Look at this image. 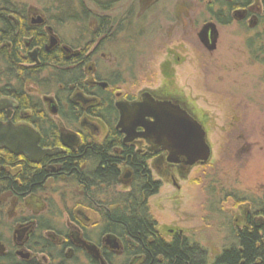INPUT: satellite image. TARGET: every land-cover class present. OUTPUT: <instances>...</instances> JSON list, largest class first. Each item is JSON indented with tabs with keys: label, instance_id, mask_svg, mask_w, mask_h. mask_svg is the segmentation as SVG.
Masks as SVG:
<instances>
[{
	"label": "rangeland",
	"instance_id": "obj_1",
	"mask_svg": "<svg viewBox=\"0 0 264 264\" xmlns=\"http://www.w3.org/2000/svg\"><path fill=\"white\" fill-rule=\"evenodd\" d=\"M8 1L25 10L27 18L38 13L44 15L54 35L70 48L87 44L95 47L99 43L84 64L86 77L93 61V72L102 77V82L109 83L112 93L120 98H137L148 91L156 97L173 99L186 106L202 125L211 149L208 163L183 169L166 161L157 167L154 163L159 162L149 160L152 177L161 182L159 192L149 199V206L163 237L169 239V230L183 231L206 250V264H213L214 257L232 244L230 230L236 225L235 219L239 218V225H244V208L250 204L264 206V52L251 54L253 48L249 50L247 46L248 38L264 31L263 0H252L244 19L233 16L234 8L225 24L212 16L211 10L220 7L215 0H159L155 10L144 8L138 0H119L113 8L104 5L107 0ZM219 1L227 16L224 2L233 0ZM184 3L189 6L187 10L183 6L180 15L186 27L176 14L172 21L174 4ZM79 4L89 9L90 15L81 16ZM128 4H132V10ZM101 16L112 21L106 34L109 38L103 36L92 41L91 24ZM205 25H214L217 32L212 51L199 38ZM258 47H264L263 38L255 41L254 48ZM28 88L34 94L38 92L42 101L44 96L55 99L54 92L42 94L35 85ZM43 103L48 108V103ZM52 118L69 137H76L73 134L78 128L85 130L79 125L67 128L62 118ZM97 124L99 131L105 133L103 123ZM139 146L140 143H135L136 148ZM126 170L123 166L124 175ZM131 181L130 177L123 179L114 194L128 191ZM77 190L61 178L49 180L32 200L41 206L36 203L23 206L24 211L54 228L45 232V236L57 231L68 234L75 225L70 218L79 209L92 219L86 225L89 228L95 224L92 222H99V214L94 209L77 206ZM96 198L102 200L100 204L104 201L108 204L105 200L108 195ZM238 202L242 203L237 205ZM7 217L3 223L5 237L14 226L13 218ZM99 229L95 232H100ZM41 257L39 254L38 259ZM71 260L67 264H91L82 252L75 253ZM116 261L122 264L121 260Z\"/></svg>",
	"mask_w": 264,
	"mask_h": 264
},
{
	"label": "trees",
	"instance_id": "obj_2",
	"mask_svg": "<svg viewBox=\"0 0 264 264\" xmlns=\"http://www.w3.org/2000/svg\"><path fill=\"white\" fill-rule=\"evenodd\" d=\"M224 3L229 13L236 7L248 5L250 1L233 0ZM7 9L8 5L4 9L5 14L8 13ZM68 17L72 18L71 14H68ZM24 25V22L15 26L6 19L0 21V98L11 97L18 102L19 110L28 111L30 117L27 121L42 134L43 145L52 147L59 143L58 125L45 109L40 97L29 91L27 85H35L42 94L54 92V95L62 100L59 85L66 87L77 80L78 84L86 89L83 84L85 73L82 65L67 69L58 50L43 53L40 63L34 64L28 56V51L35 46H42L43 31L40 27L29 28ZM24 38L30 39L29 46L24 44ZM99 109L109 113L91 114L106 125L107 135L101 144L78 128L76 131L82 135L83 144L77 151L67 150L52 158H45L39 164L0 152V186L12 187L14 193L20 196L42 190L45 182L53 176L54 179L63 177V180L71 185L79 186L81 183L87 185L88 180H92L98 191L100 186H109L110 188L106 189H110L112 193L111 205L116 207L110 212H101L105 223L100 232L113 233L121 238L123 253L106 258L107 264L121 263L116 259L121 260L122 264H127L129 259L136 255L141 256V264H206L207 252L197 242L178 233H174L170 239L160 234L157 222L151 214L149 199L159 192L161 182L152 177L148 165L149 157L139 155L132 146L123 145V136L115 128L118 117L113 114L115 109L111 100L107 107L101 106ZM69 112L71 114L60 110L59 116L67 128L72 129L78 125L81 114ZM50 164H57L59 169L51 172L48 168ZM120 164L127 166L131 171L132 181L128 191L114 194L116 186L120 183ZM12 169L16 171L14 175ZM47 229L54 228L39 227L35 240L46 246L50 257L56 258L59 250L49 239L45 241L41 238L43 231ZM231 235L234 239L235 235ZM239 237L242 239L241 245H235V241H232L231 245L214 257L213 264H264V246L256 244L259 241L258 231L249 233L243 230ZM70 262L72 260L61 256L58 264Z\"/></svg>",
	"mask_w": 264,
	"mask_h": 264
},
{
	"label": "flooded vegetation",
	"instance_id": "obj_3",
	"mask_svg": "<svg viewBox=\"0 0 264 264\" xmlns=\"http://www.w3.org/2000/svg\"><path fill=\"white\" fill-rule=\"evenodd\" d=\"M119 0H107L105 1L104 5L105 6H110L113 8L114 3ZM123 1V0H121ZM159 0H138V3L143 5L144 8L147 7H152L150 8L151 10H155L154 8H157V3ZM250 3L246 6L242 7H236L235 8V13H233V16H236L239 19H244L247 16L248 10H246V7H248L251 3L252 0H249ZM80 3V1H79ZM8 5L9 9L8 13L5 14L4 9L5 6ZM81 4V3H80ZM79 4V5H80ZM218 4L220 7L212 11V16L215 18L219 23L225 24L226 22H229L228 17H231L230 12L234 9H232L229 13H227V16H224V11H223V6L222 2L219 0H215V5ZM81 6L82 14L90 15L89 9L86 10L83 5ZM130 10H132V4H128ZM183 6L186 8L189 5L187 4H181V5H175L174 4V15H172V21H174V16L176 14V17L182 21V24L184 27H186V22L185 19L182 18L180 13L183 8ZM15 5L11 4L8 0H3L0 3V21H3L4 19L11 21L15 24V26H19L20 22H24V26H28L29 28H34V27H40L42 29V35H43V44L42 46H35L32 49L28 51V56L29 58L34 62V64H39L40 59L42 57L43 53H50L55 50H58V52L61 55V59L64 60L63 63H66L67 69H74L78 68L79 65H82V69L84 71V64L86 61H88L93 53L94 50H96V46L99 44L97 43L95 47L93 45L85 47H77L75 49L70 48L64 44H62L59 39L54 35L53 33V28L51 26H48L47 19L44 15L42 14H37L35 17L31 16L27 18L25 10H20L15 7ZM242 9L241 12L238 11V9ZM143 9V8H142ZM263 10H264V0H263ZM89 11V12H88ZM238 11V12H236ZM250 11V10H249ZM78 14V16L80 15ZM185 14V13H184ZM185 15H188L187 13ZM226 15V14H225ZM264 15V14H263ZM76 17L75 15H72ZM159 17V16H158ZM39 18L42 19V23L37 24L36 21L39 20ZM174 19V20H173ZM226 20V21H225ZM96 22V23H95ZM112 21H110L106 16H101L98 18V20H94V22L91 24V30H90V35H91V40L96 41L97 39H100L104 36L105 38H109L107 32L112 26ZM51 28V31L48 30V28ZM261 34V35H259ZM53 35L57 43L52 46L51 48H47L50 44V36ZM216 29L214 25H205L201 28L199 38L201 41L205 44V46L208 48V50H213L215 47V40H216ZM260 38H263L264 40V31L262 33H258L256 36L252 38L247 39V46L248 49L253 50L251 51V54H256L259 52H264V47H258L257 49L254 48L255 41ZM261 40V39H260ZM24 44L26 46H29L30 44V39L24 38ZM92 47V48H91ZM36 51L35 55L33 52ZM259 51V52H258ZM95 63L92 61L89 64L88 67V73L87 77L85 74V78L83 79V84L86 86V89L82 88L77 80H74L72 84H69L68 86L64 87L63 85H59V90H62V94H60V97L62 100H59L57 96H54L51 98H46L44 96L43 101H46L48 103V108L45 109L48 111L49 114L52 116H59V111L66 112L68 114H71L69 111H71L73 114H81L79 118V126L80 128H83L85 130L80 131H85L88 136H90L96 143L101 144L104 139L106 138L107 135V129L105 123L91 115V114H109L107 111H102L99 108L101 106H108L109 101H112L113 107L115 111H113V114H117V122L119 119V111L116 108L115 103L117 101H126L128 103H133L137 101L142 100V95L145 93H149L151 97H153L155 100L159 102H171L174 105H178L181 109L187 111L188 114L189 111L187 110L186 106H184L180 102H176L173 99L169 98H160L154 96L152 93L145 91L136 98L134 96H128L126 99L120 98L118 94L115 95V93H112L109 87L111 85L107 82H102L98 74L94 73V66ZM29 66V65H28ZM85 73V72H84ZM29 86V85H27ZM29 90V88L27 87ZM30 91V90H29ZM32 92V91H31ZM39 96V93L35 94ZM40 97V96H39ZM116 97V98H114ZM2 98H8L11 99L16 103L15 107H8L7 109L0 110V122L3 124L7 123L10 121L14 126L18 125H30L33 127L39 134H40V141H39V146L42 147L43 149H49V150H55L60 148L61 151L57 152L53 155H45L43 158L38 162V163H33V164H39L41 163L45 158H52L53 156L57 154H61L66 152L67 150L71 151H77L79 147L83 144L82 143V135H80L79 131H75L73 135H76V137H73V141H71L70 138L67 134L61 132L58 137L59 143L55 146L52 147H47L44 146L42 143V134L29 122L27 119L30 117V114L28 111H22L19 110V104L18 102L11 98V97H1ZM41 99V98H40ZM48 99V100H46ZM49 99L51 101H49ZM42 101V100H41ZM42 101V103H43ZM44 105V103H43ZM70 105H72V110H70ZM52 106L56 107V113L52 114ZM63 108V109H62ZM74 109V110H73ZM7 110L11 111V114L9 117L7 116ZM66 110V111H65ZM77 112V113H76ZM61 118V117H60ZM93 121V122H91ZM102 122L104 127H105V133H102L99 131V125L97 123ZM116 122V124H117ZM90 124H95L97 125L96 127H90ZM102 125V124H101ZM86 128H85V127ZM88 128V129H87ZM116 128V125H115ZM117 129V128H116ZM120 134L119 129H117ZM143 129L137 128V131H141ZM95 131H99L96 133ZM123 138L124 135L122 134ZM122 138V143L125 146H132L134 147L136 153H138L141 156H148L150 161H157L158 165L160 166L161 164H164V161H167V156L168 153L164 150H162L159 146L153 145L151 142L146 141L145 139L138 138L135 139L131 143H124ZM135 143H140V146L138 148L135 147ZM0 152H6L8 156H15V157H22L23 159L27 160L28 162L32 163L25 155L23 154H12L9 152L5 147H0ZM163 159V160H162ZM182 161L184 160L181 158ZM169 163V162H168ZM123 166L127 169L128 167L120 164V176H119V182L123 181V179L131 178L132 179V173L128 169L126 170V174H123ZM177 166H181L183 169L187 168L186 165H184L183 162L177 164ZM48 168L51 172H56V170L59 169L57 164H50L48 165ZM14 172H16L14 169H12V175H14ZM54 177V176H53ZM53 177H50L49 180H54ZM63 179V177H61ZM47 180V181H49ZM80 180V179H79ZM46 181V182H47ZM45 182V183H46ZM131 184V183H130ZM94 182L91 180L87 182V185L85 183H81V186L79 185H73L76 189H78V196L77 199L75 200V203L77 206H84L86 208H91L94 209L97 214H99V222L95 221L92 223H95L91 225L89 228L86 225H89L91 222V218L85 214L82 213V211L79 209L76 211V216H72L70 219L75 222V225L71 227V230L68 234H62L57 232H54V234H49L48 236H45V232L54 231V229H47L43 231V236L41 235V238L46 241V239H49L53 245L59 250L58 257L52 258L49 256L47 253L46 246L42 244V242L39 244L36 240V231L38 227H48L44 224H42L40 221H38L39 218L35 216L34 214L27 215L24 211V207L27 208V206H33V204L36 203V205H40L41 203H38L35 201V203L32 201L33 197L36 195L35 193H29L24 196H20L14 193L12 187L5 188L3 186H0V226H3L2 230L0 228V264H58L60 257L63 256L64 258L71 260V257L78 252H82L86 258L91 262V264H107L106 258L111 257V255H120L123 253V244L121 241V238H119L116 234L113 233H102L98 232L96 233L95 230L96 228H100L99 231L103 228L104 226V219L101 216V212H110L112 208H115L116 205H111V199H112V193L109 186H100V190L95 188ZM130 185L128 184V187ZM103 189V190H101ZM123 192V191H122ZM121 192V193H122ZM126 192V191H124ZM123 192V193H124ZM120 193V192H117ZM100 194L104 195L105 197L108 195L109 198H105V200H108V204L104 201L103 204H100L102 200H98L96 197L99 196ZM35 199V198H34ZM242 202H238L237 205H240ZM41 206V205H40ZM97 206V207H96ZM244 225H239V218H236V225L235 227H232L230 230V233L235 235V238L232 239V241H235V245H241L242 239L239 237L240 233L243 230L248 231L251 233L254 230L258 231V239L259 241L256 242V244H260L264 246V206L259 204V206H253L250 204L249 207L244 208ZM8 216L7 218L11 220L13 218L14 220V226H11V231L10 235L5 237L4 235V230L6 225L3 223H6L4 221V218ZM77 216H80L82 220H80ZM87 223V224H86ZM97 223V224H96ZM207 226V225H206ZM9 229V227H8ZM170 235L172 236L174 233H178L179 235H184L183 231L181 230H176L172 231L169 230ZM97 234V235H96ZM104 238L102 239V237ZM107 236H113L117 243H118V249L113 247V244L110 240L107 239ZM169 237V239L171 238ZM165 238V237H164ZM87 245H94L97 247L99 251V257L95 256V254L90 253L87 249ZM39 254L42 256L40 259H38ZM47 259V260H46ZM141 256L136 255L132 258L131 264H136L137 262H140ZM44 260V261H42Z\"/></svg>",
	"mask_w": 264,
	"mask_h": 264
},
{
	"label": "water",
	"instance_id": "obj_4",
	"mask_svg": "<svg viewBox=\"0 0 264 264\" xmlns=\"http://www.w3.org/2000/svg\"><path fill=\"white\" fill-rule=\"evenodd\" d=\"M36 23H42V19L39 18ZM48 30L51 31V28L49 27ZM56 43V38L51 35L47 48H51ZM35 53L36 51L33 52L34 55ZM115 105L119 111L116 128L124 135V143H131L138 138L145 139L166 151L167 161L172 164L183 162L186 166H193L208 162L211 149L202 125L178 105L159 102L149 93L143 94L141 101L128 103L120 100ZM9 106L15 107L16 103L8 98L0 99V110ZM55 113L56 107L52 106V114ZM10 114L11 111L7 110L8 117ZM90 127L97 128V125L90 124ZM137 128L143 130L138 132ZM70 139L73 141L74 138ZM39 141L40 134L30 125L14 126L10 121L5 124L0 122V147H5L12 154L21 153L32 163H38L43 156L61 151L60 148L43 149L39 146ZM181 158L184 160L182 161ZM107 239L112 242L115 249L118 247L113 236H107ZM87 249L95 256H100L96 246L87 245Z\"/></svg>",
	"mask_w": 264,
	"mask_h": 264
}]
</instances>
